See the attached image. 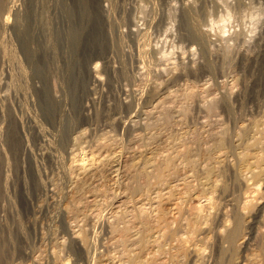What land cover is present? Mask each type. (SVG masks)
Masks as SVG:
<instances>
[{
    "label": "rangeland",
    "instance_id": "374dc122",
    "mask_svg": "<svg viewBox=\"0 0 264 264\" xmlns=\"http://www.w3.org/2000/svg\"><path fill=\"white\" fill-rule=\"evenodd\" d=\"M3 2L0 264H264V0Z\"/></svg>",
    "mask_w": 264,
    "mask_h": 264
},
{
    "label": "bare ground",
    "instance_id": "6f19581e",
    "mask_svg": "<svg viewBox=\"0 0 264 264\" xmlns=\"http://www.w3.org/2000/svg\"><path fill=\"white\" fill-rule=\"evenodd\" d=\"M9 5H7V7H8ZM6 7V6H5ZM7 9V8H6ZM13 9V8H12ZM5 9H4V2H3V0H0V27L2 28V26H6L7 25V23H8V19H9V16H7V15H5V17H3V13L5 12L4 11ZM10 11V10H9ZM12 11V10H11ZM14 11V10H13ZM15 12V11H14ZM6 13V12H5ZM9 13H11V12H9ZM83 13V15H84V12H82ZM10 15V14H9ZM42 24V23H41ZM4 29V28H3ZM75 31V30H74ZM4 35V34H3ZM79 36H80V33H79V31L77 30L76 31V36L75 37H77V38H79ZM73 37V36H72ZM5 38V37H4ZM76 38V39H77ZM3 39V38H2ZM1 40V39H0ZM78 40V39H77ZM78 42V41H77ZM1 43V42H0ZM13 43V42H12ZM11 46V45H10ZM15 49V48H14ZM4 50V49H3ZM6 50V49H5ZM74 50V49H73ZM15 51V50H14ZM1 52V51H0ZM7 53V52H6ZM12 54V53H11ZM19 54V53H18ZM8 55V54H7ZM15 55V54H14ZM13 57V56H12ZM15 58V57H14ZM16 63V62H15ZM22 65V64H21ZM16 66H17V64H16ZM23 66V65H22ZM96 67H97V65H96ZM95 67V69H97ZM19 69V68H18ZM98 79V78H97ZM17 82V81H16ZM26 92V91H25ZM33 101V100H32ZM2 139V138H1ZM1 142V141H0ZM1 148H2V146H1ZM1 150V149H0ZM4 152V151H3ZM0 155H1V153H0ZM4 165V164H3ZM9 167V166H8ZM103 174L102 173H97V174H95V175H93L92 174V176H89L86 180H84V181H82V183H81V185L79 186V189H78V191L76 192L77 194L79 193H81V195L83 194V195H86V194H91V191L93 190L92 188H94V187H96V185H98V183L103 179ZM4 182V181H3ZM1 183V182H0ZM6 183V182H5ZM0 188H1V185H0ZM3 189V188H2ZM95 189V188H94ZM0 194H2L1 193V191H0ZM5 196V195H4ZM77 196V195H76ZM80 196V195H79ZM239 223V222H238ZM237 223V224H238ZM235 226V225H234ZM237 230H238V225H236V227H235V230H233L234 232L233 233H235V232H237ZM231 233V232H230ZM230 234L229 236H228V241H232L233 240V238H234V234ZM235 234H237V233H235ZM236 237V236H235ZM235 239V238H234Z\"/></svg>",
    "mask_w": 264,
    "mask_h": 264
}]
</instances>
